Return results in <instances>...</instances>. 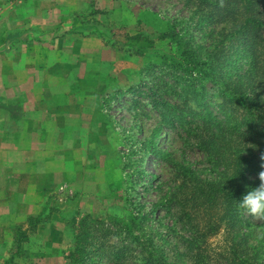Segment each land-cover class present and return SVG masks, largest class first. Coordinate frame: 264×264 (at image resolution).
Listing matches in <instances>:
<instances>
[{"label": "rangeland", "instance_id": "rangeland-1", "mask_svg": "<svg viewBox=\"0 0 264 264\" xmlns=\"http://www.w3.org/2000/svg\"><path fill=\"white\" fill-rule=\"evenodd\" d=\"M6 1L23 0L0 4ZM205 1L92 0L87 11L58 14L61 25L52 32L57 36L46 34L50 45L43 44L44 32L29 28L31 39L24 36L22 44L13 45L15 58L25 50L24 61L5 60L6 44L0 40V133H5L4 119L12 111L4 104L23 100V109H13L15 116L23 114L27 120L17 132L33 134L15 142L23 150L13 155L20 160L14 169L23 170L13 174L6 172L10 165L6 142L0 141V195L5 193L7 174L14 182L38 181L47 192L43 205H31L30 215L9 222L13 231L3 228L0 239L7 243L2 245L0 264H72L67 256L85 233L116 252L112 258L102 248L101 261L95 259L98 264H142L138 244L127 237L129 231L139 241L150 239L155 246L150 250L164 256L166 263H196L186 244L192 241L193 223L176 220L166 203L183 180L180 167L203 180L218 177L194 135L203 126L204 106L206 114L221 118L217 111L221 100L211 84L205 85L208 95L202 105L193 100L201 91L194 86L196 80L182 69L170 68L164 50H174L175 44L167 45L158 35L170 25L180 37L186 35L188 47H200L199 54L208 56L216 34L229 33L235 19L232 13L206 8ZM207 10L212 19L196 26ZM7 15L17 20L13 12ZM0 19L7 17L0 12ZM141 35L153 43L134 39ZM129 43L150 50L137 54ZM218 45L224 49L225 43ZM246 50L229 52L232 72L257 71L245 57ZM51 51L58 59L49 68L42 58ZM13 63L17 68L9 76L6 68ZM258 82L256 75L252 83ZM6 84L13 86L6 91ZM151 88L158 95L151 97ZM15 191L21 194L19 188ZM45 209L43 219L50 216L49 221L28 231L27 242L16 249L12 244L16 230H28V218ZM138 211L144 215L141 225L128 227ZM245 215L251 223H264V218ZM201 228L209 234L210 264H225L232 231L224 225L215 231ZM258 256L264 264V248Z\"/></svg>", "mask_w": 264, "mask_h": 264}, {"label": "trees", "instance_id": "trees-1", "mask_svg": "<svg viewBox=\"0 0 264 264\" xmlns=\"http://www.w3.org/2000/svg\"><path fill=\"white\" fill-rule=\"evenodd\" d=\"M187 1L189 3L191 0ZM202 4L206 8H218L219 13H232L235 19L229 33L216 34L215 44L209 49L208 56L199 54L202 52L197 50L200 47H188L186 35H183L185 38L180 37L170 25L158 36L167 45L175 44L174 50H164V57H169L170 68L182 69L194 77V86L201 91L193 100L199 106L208 95L205 85L216 87V97L221 100L217 110L221 118L206 114L207 107L204 106L205 110L200 115L204 123L197 127L198 132L194 136L199 140L198 148L203 151L210 167L218 169V177L203 180L189 168L180 167L179 174L183 180L176 192L168 197L167 211H172L170 214L179 222L189 226L193 223L190 227L194 235L192 241H186V244L195 264H210V256L206 255V238L209 234L202 231L201 227L215 231L217 226L223 225L232 231L229 234L234 235L230 255L223 260L225 264H263L258 253L264 248V223H251L246 212L238 208V201L249 189L261 183L259 173L264 171V0H206ZM211 19L210 10L203 11L196 26ZM134 39L153 43L144 35ZM219 43H225L224 49L219 47ZM127 45L137 54L150 50L142 44ZM233 49L235 54L239 49H247L245 57H250L257 71L244 75L232 72L231 63L227 64V61ZM256 75L257 84L252 83ZM175 83L179 84V79L175 78ZM151 91V97L158 95V92L153 93V88ZM154 207L157 208V204ZM46 211L28 218V230L20 227L16 230L12 243L16 249L27 242L28 231H34L39 224L49 221L50 216L43 219ZM143 218V213L138 211L127 226H139ZM127 237L138 244L142 264H169L165 262L164 256L150 250L155 248L150 239L139 241V237H134L130 231ZM253 243H256L254 247ZM102 248L110 252L107 254L109 257L116 256L115 251H110L111 248L106 250V245L97 242L92 233H85L67 257L72 264H98L102 258ZM96 258L98 262H95Z\"/></svg>", "mask_w": 264, "mask_h": 264}, {"label": "crops", "instance_id": "crops-1", "mask_svg": "<svg viewBox=\"0 0 264 264\" xmlns=\"http://www.w3.org/2000/svg\"><path fill=\"white\" fill-rule=\"evenodd\" d=\"M70 3H73V6ZM91 3L92 0H27V2L23 0L22 2H19V4H13L11 2L8 3L7 1L1 3L0 12L7 17V19L3 21H1L0 19V40H5L6 44L4 52L5 60H11L12 62H14L15 59L16 61L26 60L27 53L25 52V50H22V52L19 51V53H17L18 55L15 58L13 45L22 44L23 40L25 39L24 36L29 37V40L31 39L28 31L29 28L33 30L36 29L38 32H44L43 39L45 40L43 44L45 46L47 44L50 45L51 43L46 42V34H50L49 36L53 38L57 36L52 32L56 30L58 25H61L59 22H57L60 18L58 14L87 11V9L91 7ZM12 12L16 16V21L14 19L9 20L8 18L7 14H10ZM25 27L26 31L23 32V29ZM45 28L46 30H44ZM52 40L53 39H51L50 41ZM59 43L60 41L58 40V44ZM57 47L59 46L57 45ZM55 48L56 46L51 48V50ZM56 55L57 54H54V52L52 51L45 55L42 58L43 66H47L50 68L52 67V63L53 65H55V61L58 59ZM15 68H17L15 67V63L11 64L9 68H6V70H11V72L9 71V76L12 74V70H14ZM11 86L13 85L6 84V91H8ZM22 89L24 90V87ZM4 107L7 110L12 109V111L9 116L4 119L5 125L7 127L5 133H0V141L6 142V145L4 146L7 155L5 154V157L6 159L9 158V164L11 165H9L6 172L13 174L15 172H20L23 170L22 166H19V168L21 169H14V166L18 164L20 160H18V158L16 159L13 155H19V153L23 150H20L15 142L21 140V138H24L25 140L28 138L29 140L33 134L27 133L25 135V133L17 132L19 126H21L22 128L27 120H25L23 114L20 116H15L13 109H23V100H19L18 102H16V104L6 102L4 104ZM0 121L2 120L0 119ZM37 183L39 182H36L35 180H33L32 182L29 179H26V181L22 180L21 182H14L7 174L6 180L4 181L5 193L3 192V196L0 195V238L3 233L4 227L9 226V229H11V231L14 230V225L9 224V222H12L16 219L20 220V218L24 219L26 216L30 215L31 211H29V207L31 205H43L47 192H45L44 186H41ZM17 188H19L21 192V194L19 195L16 191L14 192V190ZM14 206L18 207L16 211ZM4 243L6 244L7 242H4L0 239V259H3L2 254L5 251L4 249H2Z\"/></svg>", "mask_w": 264, "mask_h": 264}, {"label": "clouds", "instance_id": "clouds-1", "mask_svg": "<svg viewBox=\"0 0 264 264\" xmlns=\"http://www.w3.org/2000/svg\"><path fill=\"white\" fill-rule=\"evenodd\" d=\"M259 179L261 183L238 201V208L253 217L264 218V172L259 173Z\"/></svg>", "mask_w": 264, "mask_h": 264}]
</instances>
